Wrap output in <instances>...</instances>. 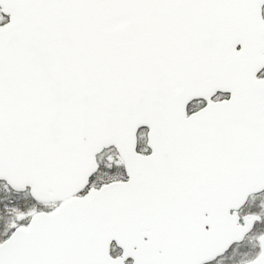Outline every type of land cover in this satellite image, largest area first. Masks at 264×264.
<instances>
[{"label": "snow or ice", "instance_id": "1", "mask_svg": "<svg viewBox=\"0 0 264 264\" xmlns=\"http://www.w3.org/2000/svg\"><path fill=\"white\" fill-rule=\"evenodd\" d=\"M0 264H264V0H0Z\"/></svg>", "mask_w": 264, "mask_h": 264}]
</instances>
